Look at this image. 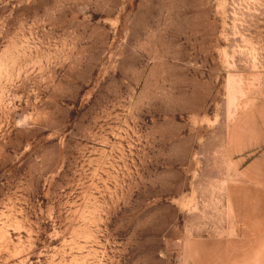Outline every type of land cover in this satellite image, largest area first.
I'll list each match as a JSON object with an SVG mask.
<instances>
[{
    "label": "rangeland",
    "instance_id": "1",
    "mask_svg": "<svg viewBox=\"0 0 264 264\" xmlns=\"http://www.w3.org/2000/svg\"><path fill=\"white\" fill-rule=\"evenodd\" d=\"M0 264H264V0H0Z\"/></svg>",
    "mask_w": 264,
    "mask_h": 264
}]
</instances>
